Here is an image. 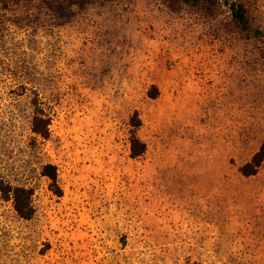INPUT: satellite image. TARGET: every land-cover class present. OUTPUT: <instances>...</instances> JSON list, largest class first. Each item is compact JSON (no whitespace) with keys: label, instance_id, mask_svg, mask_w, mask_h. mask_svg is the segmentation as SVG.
<instances>
[{"label":"rangeland","instance_id":"1","mask_svg":"<svg viewBox=\"0 0 264 264\" xmlns=\"http://www.w3.org/2000/svg\"><path fill=\"white\" fill-rule=\"evenodd\" d=\"M234 1L247 28L224 0L0 13V178L34 208L0 195V264H264V161L239 171L264 139V0Z\"/></svg>","mask_w":264,"mask_h":264},{"label":"trees","instance_id":"2","mask_svg":"<svg viewBox=\"0 0 264 264\" xmlns=\"http://www.w3.org/2000/svg\"><path fill=\"white\" fill-rule=\"evenodd\" d=\"M73 0H41L40 9H45L47 13L53 17L56 24H62L68 21L74 15ZM188 4H200L209 0H182ZM24 0H0V13L11 11L10 17H29L28 11L22 12L20 7H27L22 5ZM230 10L233 19L242 27L249 26L246 18V11L242 4L234 0H224ZM38 7V6H37ZM4 16V15H3ZM36 104V103H35ZM49 121L47 118L38 114L34 115L32 121V132L42 138H47L49 134L48 129ZM131 125L137 128L140 125L138 117L131 120ZM131 156L137 157L145 151V144L142 143L136 135H131L130 142ZM264 161V139L261 142L258 150L251 156V158L239 167V171L243 176H251L257 173L259 167ZM41 173L49 179V188L56 195H62V191L57 183V173L55 165L46 163L42 166ZM32 190L24 186H13L8 182H4L0 178V195L5 200H11L13 208L19 217L23 219H30L34 214L32 206ZM200 264V263H193Z\"/></svg>","mask_w":264,"mask_h":264}]
</instances>
